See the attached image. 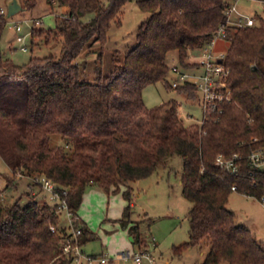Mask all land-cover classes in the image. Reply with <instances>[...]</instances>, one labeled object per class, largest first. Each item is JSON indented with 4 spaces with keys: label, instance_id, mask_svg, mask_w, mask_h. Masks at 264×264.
<instances>
[{
    "label": "trees",
    "instance_id": "obj_1",
    "mask_svg": "<svg viewBox=\"0 0 264 264\" xmlns=\"http://www.w3.org/2000/svg\"><path fill=\"white\" fill-rule=\"evenodd\" d=\"M31 1L25 0L28 7L35 5ZM47 1L52 11L68 9L56 34L61 37V55L32 57L18 66L0 51V153L13 171L9 186L16 174L45 176L68 190L69 207L78 214L89 186L117 193L126 185V216L133 201L129 182L151 175L178 155L183 160V195L192 206L189 240L175 254L207 245L203 264H264V248L227 208L233 185L260 194L261 185L251 181L259 176L249 173L246 164L241 175L216 165L219 154L245 156L252 137L264 138V19L254 26H227L229 0H137L148 17L137 29L136 45L110 76L98 68L94 81H85L75 59L86 47L103 49L112 20L132 0ZM258 1L264 5V0ZM222 26L230 39L223 59L229 74L219 110L207 115L203 124L187 125L177 101L147 107L144 88L158 82L172 88L167 81L168 53L176 50L180 64L188 68L189 51L211 42ZM4 28L1 18L0 38ZM43 32L33 30V39ZM174 89L187 103H198L193 82ZM54 134L65 141L64 148L52 146ZM4 191L0 264H72L62 252L66 231L56 207L35 199L24 206L6 204ZM74 223L81 229V246L95 239L81 219Z\"/></svg>",
    "mask_w": 264,
    "mask_h": 264
},
{
    "label": "rangeland",
    "instance_id": "obj_2",
    "mask_svg": "<svg viewBox=\"0 0 264 264\" xmlns=\"http://www.w3.org/2000/svg\"><path fill=\"white\" fill-rule=\"evenodd\" d=\"M21 1L24 10L10 19L22 21L20 34L26 36L25 45L28 51L20 49L22 44L16 41L17 33L5 24L0 38V51L3 56L18 66L28 64L32 57H59L62 42L61 37L56 34L66 17L65 9L56 7L55 11H52L47 0H34L33 7H28L25 0ZM229 1L232 3L238 1L241 12L253 16L259 24L261 19H264L262 2ZM7 2L8 0H0V8L7 10ZM147 17L148 13L139 8L137 0L127 2L120 17L112 20L103 49L99 51L97 46L86 47L75 59L81 78L85 81H94L98 68L104 76L114 73L121 66L125 53L136 45L137 29ZM37 20L41 23L32 25V22ZM33 30L46 32L33 39ZM48 32L51 34L49 39ZM229 45V38H218L212 46V52L215 56H222ZM201 54V48L189 51L185 59L188 64L186 68L180 64L177 51H170L166 59L170 67L167 81L172 88L168 89L163 82L147 86L142 92L145 105L152 108L170 100L177 101L185 123L187 125L198 123L202 118L199 104L187 103L172 84L175 80L182 81L175 73L174 66L178 71L189 75L201 73L192 70L197 68L195 65ZM51 144L65 147V141L57 134L51 136ZM182 173L183 160L180 156L174 155L164 165L158 166L151 175L129 182L133 201L126 216L124 212L128 202L123 197L126 185L121 186V191L117 193H107L96 185L86 189L78 214L86 223L88 230L95 235V239L84 244L82 250L88 255L106 260L104 263L96 261L92 264H137L131 257L124 258L123 254L136 256L141 253H150L154 257L153 264H203L209 251L207 245L189 247L180 254H175V249L189 240L188 213L192 206L183 195ZM13 178V171L0 153V190H5L6 204L18 203L24 206L33 199L40 203H51L47 192L41 191V188L35 185L34 177L16 174L13 184L9 186ZM227 208L234 212L237 223L249 229L252 227L258 242L264 248V208L260 203L256 199L231 192ZM67 223L65 217L60 216V226L65 231L69 230ZM135 226H138V229L134 234L131 228ZM141 264L152 263L143 258Z\"/></svg>",
    "mask_w": 264,
    "mask_h": 264
},
{
    "label": "built area",
    "instance_id": "obj_3",
    "mask_svg": "<svg viewBox=\"0 0 264 264\" xmlns=\"http://www.w3.org/2000/svg\"><path fill=\"white\" fill-rule=\"evenodd\" d=\"M227 26L234 27H248L257 24V20L253 16L246 15L241 12L238 1L231 3L226 9ZM7 10L0 8V19L5 20V24H8L10 30L15 31L16 41L20 44L22 51H28L25 45V35H21L22 21H13L7 18ZM40 21L32 22V25H39ZM228 38V32L226 26H222L215 34L211 42L201 48L202 54L198 58L196 65L201 70L199 75H189L185 72L178 71V68L174 66L175 73L181 78V82L175 80L172 84L173 87H177L179 84L186 81L193 82L198 90L199 94V107L202 110V118L198 124H203L207 115L219 110V103L225 100L224 91L226 89V80L229 74V70L223 64L224 55L215 56L212 52V46L216 39ZM247 154L244 156L241 153L233 154L232 156H225L219 154L216 157V165L221 169L227 171L232 175H241L244 173L245 164L249 166V170L256 173L259 177L252 178V184L254 186L261 185L262 191L260 194L255 195L249 191H241L237 185L231 187L232 192H237L243 196L256 199L264 208V138L252 137L247 143ZM252 176V175H251ZM43 191L47 192L49 201L56 207V213L60 216H64L69 230L62 240V252L63 254L72 259V264H92L99 261L104 263V258H98L94 255H88L82 250V246L79 242V236L81 235V229L75 226V221L79 220L78 214L73 213L70 209L67 201L68 190L60 187L57 183L45 176L37 177L34 179ZM55 231V227L51 228ZM123 257H131L137 264H141L142 259L146 258L150 263H154V257L150 253H141L136 256L130 254H123Z\"/></svg>",
    "mask_w": 264,
    "mask_h": 264
},
{
    "label": "water",
    "instance_id": "obj_4",
    "mask_svg": "<svg viewBox=\"0 0 264 264\" xmlns=\"http://www.w3.org/2000/svg\"><path fill=\"white\" fill-rule=\"evenodd\" d=\"M24 7L21 0H8L7 2V18H11L12 16L18 14L23 11ZM133 240V238H132Z\"/></svg>",
    "mask_w": 264,
    "mask_h": 264
},
{
    "label": "crops",
    "instance_id": "obj_5",
    "mask_svg": "<svg viewBox=\"0 0 264 264\" xmlns=\"http://www.w3.org/2000/svg\"><path fill=\"white\" fill-rule=\"evenodd\" d=\"M63 9H65V12H66V15H67V13H68V9H67V7H62ZM192 70H196V71H200L201 72V70L200 69H198V68H194V69H192ZM84 197V196H83ZM252 199V198H251ZM83 202V201H82ZM261 205V204H260ZM78 216H79V214H78ZM80 217V216H79ZM80 219L82 220V218L80 217ZM83 221V220H82ZM84 222V221H83ZM85 223V222H84ZM86 224V223H85ZM251 229V232L253 233V229H252V227H250ZM254 234V233H253ZM255 235V234H254ZM256 237V236H255Z\"/></svg>",
    "mask_w": 264,
    "mask_h": 264
}]
</instances>
